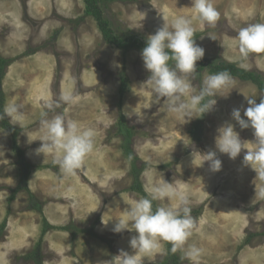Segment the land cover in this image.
Returning a JSON list of instances; mask_svg holds the SVG:
<instances>
[{
    "label": "rangeland",
    "instance_id": "374dc122",
    "mask_svg": "<svg viewBox=\"0 0 264 264\" xmlns=\"http://www.w3.org/2000/svg\"><path fill=\"white\" fill-rule=\"evenodd\" d=\"M96 1L119 40L146 41L175 16H194L190 0ZM212 2L221 14L216 25L193 21L202 59L242 69L232 37L250 23H264V0ZM142 49L105 43L82 0H0V107L3 112L16 103L25 114L18 122L4 119L15 132L0 127V264H100L120 249L132 254L135 233H115L114 225L132 199L149 196L160 173L168 182H184L180 188L197 223L187 244L204 250L200 264H264V181L244 161L247 150L230 159L215 149L225 122L242 141H255L253 130L241 129L231 112L240 108L243 118L245 97L258 104L263 94L233 77L235 84L217 93L210 112L184 123L143 84L149 73ZM247 63L242 70L264 81V53L250 55ZM209 74L214 73L197 63L193 85L202 87ZM73 77L78 98L56 111L94 129L95 148L76 176H64L53 154L36 149L44 135L43 103L49 93L59 96L71 87ZM215 150L222 162L217 172L200 155ZM172 203L165 199L154 206ZM161 244L143 264H192L183 249L169 256L166 242Z\"/></svg>",
    "mask_w": 264,
    "mask_h": 264
},
{
    "label": "clouds",
    "instance_id": "9594fccd",
    "mask_svg": "<svg viewBox=\"0 0 264 264\" xmlns=\"http://www.w3.org/2000/svg\"><path fill=\"white\" fill-rule=\"evenodd\" d=\"M190 2L194 16L177 15L170 24L163 23L146 38L145 47L140 53L144 68L149 73L143 84L151 89L157 103L163 100L166 110L183 119L184 123L194 118L195 113L201 117L210 112L217 103L214 99L217 93L235 84L229 72L221 71L207 75L202 87L193 85L196 64L204 56V49L194 39L196 29L193 21H198L201 26H215L221 14L212 0ZM232 39L238 46L239 67L248 69L250 55L264 53V23H250L241 27ZM75 84L73 77L71 87L62 94L56 96L49 93L42 105L44 111L40 120L44 135L40 147L36 149L37 154H53L52 162L59 166L64 176H76L77 170L95 148L94 129L83 128L76 120H66L62 113L56 111L78 98ZM261 97L258 104L255 97H245L248 107L243 110V118L240 108L231 112L232 120L241 129L253 130L255 141H242L234 130L235 126L225 122L217 129L215 147L230 159L247 150L244 161L254 165L259 179L264 181V95ZM49 113H52L51 117ZM6 117L17 122L23 120L25 114L22 105L9 103L0 112V120ZM246 144L250 145V150L245 147ZM3 155V151H0V156ZM200 155L202 162H209L210 170L217 172L221 169L222 162L216 158V151ZM183 183L181 180L168 182L160 173L159 181L147 189L149 196L132 199L130 206L123 210V217L116 221L113 231L135 233L129 240L133 253L120 249L111 260L101 261L100 264H143L144 256L157 252L162 247V241L171 244L172 252L183 249L184 258L192 261V264H200L204 250L195 244H187L197 229V223L191 215L192 202L180 188ZM165 199L174 203L170 206H153L155 201Z\"/></svg>",
    "mask_w": 264,
    "mask_h": 264
},
{
    "label": "trees",
    "instance_id": "16d2710c",
    "mask_svg": "<svg viewBox=\"0 0 264 264\" xmlns=\"http://www.w3.org/2000/svg\"><path fill=\"white\" fill-rule=\"evenodd\" d=\"M85 5V12L86 15L91 16L98 27V30L100 34L102 35L103 39L105 40V43L108 45H112L113 47H116L118 49L122 50H128V49H142L145 47V42L143 39L137 37V36H130L124 39H117L113 31L111 30L109 24L103 19V13L100 9V7L97 4L96 0H82ZM201 67L207 68L211 73H218L221 71H227L231 74L232 77L237 78L242 81H248L252 83L263 95H264V81L262 77L259 75L247 72L242 69H238L233 65H227V64H219L214 65L209 60L201 59L197 62ZM3 61L0 60V72L2 69ZM122 91V90H121ZM0 112H2V109L0 107ZM0 127L7 128L10 132H15L14 129L10 128L7 122L5 120H0ZM14 135V134H13ZM136 189L142 193V189L140 185H137ZM154 206V204H153ZM155 207V206H154ZM84 231H80V233H83ZM167 247V253L169 256H174V252L171 251V244L166 242ZM159 264H166V262H161Z\"/></svg>",
    "mask_w": 264,
    "mask_h": 264
},
{
    "label": "bare ground",
    "instance_id": "6f19581e",
    "mask_svg": "<svg viewBox=\"0 0 264 264\" xmlns=\"http://www.w3.org/2000/svg\"><path fill=\"white\" fill-rule=\"evenodd\" d=\"M186 14H187V13H186ZM90 101H91V100H90ZM97 121H98V120H97ZM215 149H216V148H215ZM215 151H216V150H215ZM241 163H242V162H241ZM199 164H200V163H199ZM248 164H250V163L248 162ZM251 166H252V165H251ZM247 170H249V169H247ZM252 170H253V169H252ZM249 172H250V171H249ZM209 178H210V177H209ZM237 181H238V180H237ZM235 183H236V182H235ZM241 183H242V182H241ZM236 184H238V183H236ZM239 184H240V182H239ZM239 184H238V185H239ZM240 186H243V185L240 184ZM247 186H248V185H247ZM238 188H239V187H238ZM247 190H248V189H247ZM221 217H222V216H221ZM235 217H236V216H235ZM233 220H234V217H233ZM228 221H229V220H228ZM228 221H227V222H228ZM231 221H232V219H231ZM234 221H235V220H234ZM232 222H233V221H232ZM229 223H230V221H229ZM229 223H228V224H229ZM231 224H232V223H230V225H231ZM233 224H234V223H233ZM231 227H232V226H231ZM234 227H235V226H233V228H234ZM233 230H234V229H233ZM53 247H54V246H53ZM53 247H52V248H53ZM52 250H53V249H52ZM54 250H56V249H54Z\"/></svg>",
    "mask_w": 264,
    "mask_h": 264
}]
</instances>
